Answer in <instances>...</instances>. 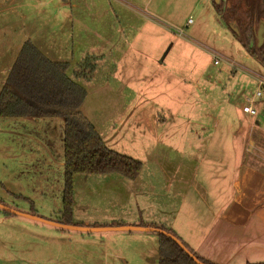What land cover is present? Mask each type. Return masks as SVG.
I'll return each mask as SVG.
<instances>
[{
    "label": "rangeland",
    "instance_id": "obj_1",
    "mask_svg": "<svg viewBox=\"0 0 264 264\" xmlns=\"http://www.w3.org/2000/svg\"><path fill=\"white\" fill-rule=\"evenodd\" d=\"M19 34L50 60L69 64V77L87 92L81 110L106 145L142 163L136 180L76 174L73 224L173 226L187 190L186 158L207 159L209 143L221 144L222 127L243 123V107L264 101L256 96L264 63L213 0H0L1 86L20 52ZM125 39L137 47L126 49ZM116 43L120 51H113ZM124 50L128 66L118 65ZM88 56L96 57L95 70L76 78ZM210 171L199 169V186L208 185ZM64 192L63 119L0 117V203L58 220ZM158 260L155 232L86 233L0 209V264Z\"/></svg>",
    "mask_w": 264,
    "mask_h": 264
},
{
    "label": "trees",
    "instance_id": "obj_2",
    "mask_svg": "<svg viewBox=\"0 0 264 264\" xmlns=\"http://www.w3.org/2000/svg\"><path fill=\"white\" fill-rule=\"evenodd\" d=\"M213 1L222 20L226 24L234 22L238 26L239 39L251 54L264 63V47L259 48L255 43L256 27L264 21V0ZM94 61L95 56L86 57L75 72V77H87L93 73L96 67ZM68 69L67 62L50 60L31 41H26L0 91V117L40 119L55 116L63 119L65 192L63 213L57 221L73 224L72 185L76 174L117 173L136 180L142 163L106 145L95 126L82 112L81 106L87 92L69 77ZM139 225L161 228L180 239L173 230L164 226ZM158 235V264H197L172 239L163 234ZM183 244L191 250L185 242ZM191 252L204 264H214L193 250Z\"/></svg>",
    "mask_w": 264,
    "mask_h": 264
},
{
    "label": "crops",
    "instance_id": "obj_3",
    "mask_svg": "<svg viewBox=\"0 0 264 264\" xmlns=\"http://www.w3.org/2000/svg\"><path fill=\"white\" fill-rule=\"evenodd\" d=\"M18 40L22 49L20 34ZM125 42L126 49L137 47L132 40ZM115 45L113 51H120L121 45ZM125 50L118 65L124 60L129 65ZM254 107L256 115L243 111L248 116L243 123L222 127L221 144H215V140L209 143L207 159L198 163L189 157L184 163L190 169L187 190L181 194L178 215L168 229L214 264L264 263V101ZM213 129L218 131V127ZM205 165L211 171L204 176L208 185L201 187L198 171Z\"/></svg>",
    "mask_w": 264,
    "mask_h": 264
},
{
    "label": "water",
    "instance_id": "obj_4",
    "mask_svg": "<svg viewBox=\"0 0 264 264\" xmlns=\"http://www.w3.org/2000/svg\"><path fill=\"white\" fill-rule=\"evenodd\" d=\"M217 3L220 2V0H216ZM230 27L239 35V28L234 22H229L228 23ZM256 36L258 38V46H260L264 42V22H262L259 25L258 30L256 31ZM0 209L5 212H9L11 214H15L18 216H23L26 218H30L35 221L43 222L58 228L62 229H68V230H77L81 232H86V233H94V232H105V231H144V232H155L158 234H163L170 239H172L174 242H176L197 264H204L203 262L199 261L197 257L189 250L183 242L176 237L174 234L165 231L161 228L157 227H149V226H140V225H106V226H82V225H75V224H66L59 222L57 220H51L47 219L44 217H39L34 214H29V213H23L11 208H8L4 206L2 203H0Z\"/></svg>",
    "mask_w": 264,
    "mask_h": 264
},
{
    "label": "built area",
    "instance_id": "obj_5",
    "mask_svg": "<svg viewBox=\"0 0 264 264\" xmlns=\"http://www.w3.org/2000/svg\"><path fill=\"white\" fill-rule=\"evenodd\" d=\"M214 63L215 64H219L220 63V60L218 57H214ZM259 81V89L257 90L256 92V96L257 97H261L264 95V79H260L258 80ZM243 111L245 113H248L250 115H256L257 114V109L252 105V104H248V105H245L243 107Z\"/></svg>",
    "mask_w": 264,
    "mask_h": 264
},
{
    "label": "flooded vegetation",
    "instance_id": "obj_6",
    "mask_svg": "<svg viewBox=\"0 0 264 264\" xmlns=\"http://www.w3.org/2000/svg\"><path fill=\"white\" fill-rule=\"evenodd\" d=\"M261 23H262V22H260V24H261ZM260 24H258V26L256 27V30H258Z\"/></svg>",
    "mask_w": 264,
    "mask_h": 264
}]
</instances>
